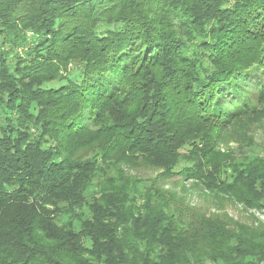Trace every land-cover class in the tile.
<instances>
[{
	"label": "trees",
	"instance_id": "1",
	"mask_svg": "<svg viewBox=\"0 0 264 264\" xmlns=\"http://www.w3.org/2000/svg\"><path fill=\"white\" fill-rule=\"evenodd\" d=\"M248 115L264 0H0V264H264L260 220L161 183L264 208V159L217 146Z\"/></svg>",
	"mask_w": 264,
	"mask_h": 264
},
{
	"label": "rangeland",
	"instance_id": "2",
	"mask_svg": "<svg viewBox=\"0 0 264 264\" xmlns=\"http://www.w3.org/2000/svg\"><path fill=\"white\" fill-rule=\"evenodd\" d=\"M70 77L76 78L74 73H71ZM52 84L49 83V85ZM248 90L256 91L253 85H250ZM217 146L224 152L230 150L237 159L246 160L257 157L264 159V118L248 115L241 122H234L225 130ZM159 172L160 170L157 168H143L139 163L134 170H129V173L144 178H153ZM161 183L166 188L176 190L178 194L186 195L187 202L197 207L201 212L215 213L223 219L230 217L246 224L257 225L258 220L264 224V208H250L226 198L225 195L221 196L220 200H215L204 187L196 182H182L179 177H172L167 181H161ZM182 184H185L184 188Z\"/></svg>",
	"mask_w": 264,
	"mask_h": 264
}]
</instances>
